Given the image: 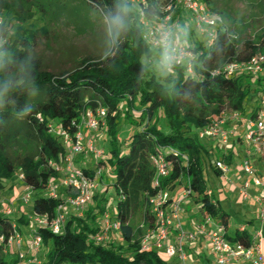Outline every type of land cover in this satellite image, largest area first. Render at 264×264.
I'll return each mask as SVG.
<instances>
[{
  "label": "trees",
  "instance_id": "obj_1",
  "mask_svg": "<svg viewBox=\"0 0 264 264\" xmlns=\"http://www.w3.org/2000/svg\"><path fill=\"white\" fill-rule=\"evenodd\" d=\"M82 1L96 9L103 18L109 10L115 11L117 3L124 2ZM42 2L32 1L25 10L26 15L19 17L14 2L0 0V16L12 7L21 23L31 19L36 11L44 21L42 28L26 36L22 37L14 32L11 42L5 41L3 45V49L11 56V62L6 57L4 67L0 70V191L4 189V182L11 180L19 171L22 174L19 185L31 191L30 215L46 216L48 220H52L65 197L62 193L57 199L46 195L48 184L60 179L49 162L62 164L65 148L60 139L49 132L51 123L56 122L57 126L73 135L81 113L100 103L107 110L109 158L99 161L93 170H81L93 177L97 169L107 166L112 173L111 183L118 200L116 214L110 218L120 223L118 233L122 239L121 244L115 246L113 242L98 244L91 241L89 237L99 228L93 226L96 221L94 212H85L83 218L68 217L60 235H54L45 228H36V235L41 237L42 246L50 245L46 259L40 264H169L162 254L154 250L139 251V241L128 224V192L133 184L140 188L144 198L145 195L151 196L156 192L152 188L154 169L149 158L162 153L173 168L170 175L160 181V188L173 192L178 184H182L180 177H187L192 191L191 198L200 204L205 215L222 219L223 226H226L224 213L207 196L208 189L203 177V160L211 162L212 142L199 140L196 134L208 125L207 113L211 108L215 109L214 113H219L229 107L239 111L243 117L252 116L260 108V96L264 93L261 81L253 85L248 83L250 76L246 74L224 78L222 75L212 76L209 71L227 62L247 61L261 50L264 39H232L223 26L216 30L215 37L206 42L205 46L201 41H198L196 47L186 46L193 55V75L187 74L185 67L181 66L164 68L168 73L159 81L154 75L147 77L143 61L153 57L160 61V53L151 49L142 39L137 8L131 13L128 28L121 32L115 44L108 34L111 51L107 59L84 57L77 61L72 70L53 73L44 69L30 55L35 36L38 32L48 31L45 18L56 14L54 6L59 0H48L46 4ZM201 2L207 8L210 5V0ZM127 3L130 7L133 6L129 1ZM159 6L158 0H146V7L143 8L146 18L154 21L156 17H161L163 14ZM184 17L183 10L175 9L170 21L171 28L177 23L182 27L186 21L190 23L184 27L186 31L192 32L196 41L199 40L201 36L194 29L192 21L189 22ZM26 62L29 70L21 71ZM123 102L127 110L126 118L136 128L129 138L126 151L116 135V117ZM25 109L30 111L26 112ZM157 114L166 120L169 130L167 133L155 123L141 127L143 117L150 123ZM20 141L34 142L35 153L14 154V148ZM215 148H218L217 145ZM168 149L186 155L187 165L184 166L179 156ZM211 164L209 163L210 166ZM211 168L217 174L213 165ZM120 196H124L125 201H120ZM93 200H97L94 195ZM95 208L100 214L105 212L99 202H96ZM148 215L147 212L144 217L145 229L151 226ZM12 223L10 217L0 212V238L4 241L12 235ZM29 223L31 221L26 214H21L15 225L19 231L20 226H28ZM29 233H25L27 237ZM140 234L139 231L138 235ZM227 239L243 246L250 245L246 232L240 235L236 233L235 238ZM3 247L0 244V254ZM0 264L11 263L0 255Z\"/></svg>",
  "mask_w": 264,
  "mask_h": 264
},
{
  "label": "built area",
  "instance_id": "obj_2",
  "mask_svg": "<svg viewBox=\"0 0 264 264\" xmlns=\"http://www.w3.org/2000/svg\"><path fill=\"white\" fill-rule=\"evenodd\" d=\"M128 1L137 6L141 37L151 49L160 53L162 66L166 68L163 64L164 49L159 41L163 33L169 32L173 47L176 49L177 61L166 69L181 66L185 67L187 74L193 75L192 53L185 46L176 42L173 37L170 21L174 10L181 9L189 14L196 32L208 39L214 38L216 30L223 27L222 18L211 13L198 0H164L163 4L159 6V10L163 15L156 17L153 21L147 19L144 14L143 8L146 7V0ZM260 47L261 50L247 61L227 62L219 70L209 71L210 75L233 78L246 74L250 76L253 83L261 81L264 84V42L261 43ZM106 117L107 110L100 103H97L95 108L81 113L79 122L76 124V132L73 135L60 126H50L49 132L60 139L65 148V155L62 164L49 162V166L60 175V179L48 184L46 195L54 199L60 198L59 188H64L72 195L65 197L63 203L57 207L52 220H48L46 216H31L30 233L24 241L16 225L12 223V235L6 241L1 237L0 244L8 248L15 247L18 250L20 245L25 242V253H20L19 256L25 258V255L28 254L37 255L42 247V239L36 235V228H45L54 235H60L66 224L67 215L72 214L77 218L83 217L97 190L102 170L97 169L93 177H90L75 166V160L78 155L88 152L93 154L96 159H104L103 151L97 150L92 145L91 139L85 137L84 132L92 133L105 129ZM238 128L243 130L242 141L245 146L244 157L239 167L246 177V181L239 188V195L243 199H247L251 186L260 190L254 200L257 205L258 219L264 225V174L260 175L258 173L250 159L252 154L264 158V93L260 96V108L252 116L243 117L239 111L224 108L219 113L213 114L208 125L198 130L196 135L199 140H208L221 148H226ZM168 151L175 156H179L184 166L187 165L186 155L179 154L171 149H168ZM149 161L154 169L152 188L156 189V192L151 196L145 195L151 226L146 228L140 240V252L154 250L162 254L167 261L174 260L178 264L192 263L191 257L185 249L194 244L199 236H203L214 257L215 264H232L240 260L250 264H264V246H262L264 230L262 229L255 232L252 239H250L249 246L229 241L224 226L216 223L209 215L204 217L202 223L195 226L194 231H187L182 221V215L184 203L192 196L189 179L187 177L183 179V176L180 177L179 181L183 186L182 192L173 196L171 192L160 188V181L167 178L172 172L171 162L166 160L165 155L162 153L151 155ZM213 167L220 173L221 180L228 181L226 174L229 168L223 160H215ZM18 179H22V174L19 173ZM212 195L213 193L207 190L209 199ZM30 200L31 191L25 187L21 202L24 205H29ZM119 200L123 202L125 197L120 196ZM210 202L214 204L213 201L210 200ZM2 213L4 216L9 217L12 211L7 208ZM104 218L100 231L89 238L98 244L106 243L109 234L118 232L120 229L118 220L111 219L108 215H105ZM208 226H211V230H207ZM29 263L39 264L35 258Z\"/></svg>",
  "mask_w": 264,
  "mask_h": 264
},
{
  "label": "rangeland",
  "instance_id": "obj_3",
  "mask_svg": "<svg viewBox=\"0 0 264 264\" xmlns=\"http://www.w3.org/2000/svg\"><path fill=\"white\" fill-rule=\"evenodd\" d=\"M32 1L34 0H10V2H14L17 5V7L14 8H17L16 12L19 17H24L26 15L25 10ZM41 1L46 4L48 0ZM158 1L160 4L164 2V0ZM198 1L201 2L202 0ZM132 8L133 10H137V6L134 4ZM54 9H57L56 14L51 16V18L50 16L45 18L48 31L46 33L38 32L30 50L31 57L39 61L44 69L53 73H58L63 70H72L79 59L91 57L96 60H101L105 53H110L111 45L108 37L107 25L104 22V18L96 9L84 4L82 0H59V2L55 4ZM208 9L211 13L217 14L222 18L223 26L231 34L232 39H239V41H259L264 39V0H210ZM184 16L187 17L190 22V15L184 12ZM0 22H2L3 25L2 36L8 43L11 42L14 32H18V34L23 37L44 26L43 18L37 11L31 19H28L24 23L19 22L12 7L2 13ZM185 24H183L182 27L179 26L181 25L180 23L172 26L173 37L176 42L185 47H196L198 41H201L203 46L207 44L206 42H209L210 39L203 36L199 37V40L196 41L191 34L192 32L186 31V28H184L187 25L189 26L190 23H186L185 21ZM143 63L147 68V77L154 75L159 81H162L164 76L168 73V70L162 67L160 61L156 57H153L151 60H144ZM222 66L212 69L211 71L219 70ZM247 81L250 84H256L250 82L251 78ZM214 111L215 109L213 108L208 111L207 116L209 119L215 114ZM126 114V105L123 102L116 117V135L124 151L127 150L129 138L136 129L133 127V124L127 120ZM154 123L162 129L163 132L167 133L169 131L166 120L160 114H157L150 123L143 117L141 127L151 126ZM51 126L57 127V123L52 122ZM88 138L91 139L92 145L97 150L103 151L104 159H96L93 154L88 152L87 154H83L79 160H77L78 157L76 158L77 167L80 169L93 170L99 161L109 158L107 125L105 129L101 131L88 133ZM35 147L34 142L20 141L14 148V154L25 155L35 153ZM210 159L212 164H214L215 156L212 155ZM211 162H209L208 159L203 160V177L206 187L213 192L214 199L219 202L220 211L228 215L230 226L229 233L234 235L235 229L244 224L248 215L245 213L244 205L237 203V193L228 191L225 188L222 189L220 187L221 180L219 181L215 176L211 175L212 168L209 165ZM101 170V178L98 180V187L94 196L97 197L96 202H99V205L104 208L105 212L103 214L98 212V209L95 208L96 202L93 198L85 210V212H94L93 215L96 221L93 226L99 228L96 233L100 231L101 225L105 220V215L110 217L116 214V202L118 200V195L114 192L111 183L113 179L112 173L107 166H103ZM19 173L20 172L17 171L11 180L4 182V189L0 191V203L2 205L0 207V212L2 213L3 210L9 208L12 211L9 217L14 224H18V218L21 215L19 211H25L28 220L31 218V202L29 205H24L17 200L22 192V189L18 190V184H20V182L17 184ZM228 178H230V175H228ZM127 200L129 207L128 224L140 243L146 230L144 217L148 212V207L144 195L135 184L131 186ZM71 216L73 215L69 214L67 218ZM30 226L31 223H29L28 226H20L19 233L23 241L27 237L23 232V228L28 229L27 227ZM139 231L141 232L140 235H138ZM121 241L120 234L118 232H112L109 234L106 243L113 242L114 245L117 246L121 244ZM49 248L50 245L42 246L37 255L28 254L25 255V258H21L19 254L25 253V247L21 244L18 250L15 247H3L0 255L11 264H30L29 261L34 258L40 264L46 259Z\"/></svg>",
  "mask_w": 264,
  "mask_h": 264
},
{
  "label": "crops",
  "instance_id": "obj_4",
  "mask_svg": "<svg viewBox=\"0 0 264 264\" xmlns=\"http://www.w3.org/2000/svg\"><path fill=\"white\" fill-rule=\"evenodd\" d=\"M84 135L88 139V132H84ZM242 136H243V130L238 128L235 134L233 135V137L230 139L229 145L226 148H221L219 146H217L218 148H215L216 145H214L213 143L210 144L211 148L213 149L210 153V156L213 154L215 156V160L220 159L225 162V164L229 168V171L226 174V176L228 177V175H230V178H228V181L221 180L219 176L220 173L218 171H216L217 174L211 171L212 172L211 175L215 176L219 181L220 180L223 181V182L220 181V187L222 189L225 188L228 191L237 193V197H238L237 203H241L242 205H244L243 207L245 209V213L246 215H248V218L245 219L244 224L236 228L234 235H233L229 233V229H230L229 221H228L229 217L227 214H225L222 211L225 215L224 220L226 221V226L224 227L226 237H229L230 239L235 238L236 233L237 235H240L242 234V232H246L249 238L252 239L255 232H257L260 229L264 230V225H262L258 219L257 205L254 200V198L259 194L260 190H258L254 186H251L249 188V197L247 199H243L239 195V188L246 181V177L239 167L240 162L242 161L244 157V151H245V146L242 141ZM84 154H87V153H84ZM82 156L83 154L78 155L77 160H79V158H81ZM250 159L252 163L254 164V166L256 167V169L258 170V173L260 175L264 174V158L256 154H252ZM77 160L75 162L76 167H77ZM212 165L213 164H211V166ZM18 183H19V179H18L17 184ZM182 188H183L182 184H178L174 188V191L171 192V194L173 196L180 194L182 192ZM20 189H22V192L19 198L17 199L18 202H21V197L23 196L25 192V187L23 185H19L18 190ZM59 191L60 193H62L63 197H67L69 195V192L64 190V188H59ZM213 196L214 195H212L210 200L213 201L214 204L217 203V206L219 207V202L215 200ZM19 212H21V214H25V211L23 210ZM205 216L207 215L204 214L200 204L195 203L193 198H189L188 200H186V202L183 205L182 221L187 231H194L195 226L199 223H202ZM212 218L216 223L223 225L222 219L217 218V217H212ZM27 228L28 229L23 228L24 233L30 231V227H27ZM207 230H211V226H208ZM22 246L25 247V250H26L25 242L23 243ZM262 246H264V242H262ZM185 250L192 260V263H188V264H215L214 257L209 247L206 245V240L203 236H199L197 238V241L194 244H191ZM167 262L169 264L177 263L174 260L167 261ZM232 264H250V263L240 260Z\"/></svg>",
  "mask_w": 264,
  "mask_h": 264
},
{
  "label": "clouds",
  "instance_id": "obj_5",
  "mask_svg": "<svg viewBox=\"0 0 264 264\" xmlns=\"http://www.w3.org/2000/svg\"><path fill=\"white\" fill-rule=\"evenodd\" d=\"M132 12H133V8L128 5L127 0H124V2L117 3L115 5V11L109 10L104 15V22L107 25L108 34L112 38L111 42L113 44H115L121 32L128 28L131 22ZM154 14L155 13H152V15ZM2 32H3V26H2V22H0V70H2L4 67L6 57L8 58L9 62H11L10 54L3 49L5 40L2 36ZM159 43L164 49L163 64L166 68H170L171 65L177 61L176 49L173 47L171 34L169 32L163 33ZM108 55H109L108 53H105L103 58L107 59ZM28 70H29L28 63L26 62L24 68H22L21 71H28ZM0 95H2V93H0ZM25 111L26 112L30 111V109H25Z\"/></svg>",
  "mask_w": 264,
  "mask_h": 264
}]
</instances>
